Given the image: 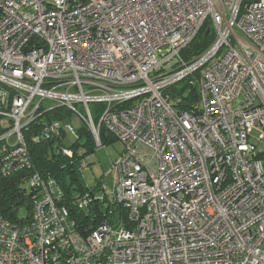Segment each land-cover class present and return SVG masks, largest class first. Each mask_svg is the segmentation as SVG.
I'll return each mask as SVG.
<instances>
[{
    "label": "built area",
    "instance_id": "1",
    "mask_svg": "<svg viewBox=\"0 0 264 264\" xmlns=\"http://www.w3.org/2000/svg\"><path fill=\"white\" fill-rule=\"evenodd\" d=\"M51 107L70 118L39 123ZM30 127L71 160L80 129L120 141L116 219L79 224ZM21 173L30 222L0 214V264H264V0H0V177Z\"/></svg>",
    "mask_w": 264,
    "mask_h": 264
},
{
    "label": "trees",
    "instance_id": "2",
    "mask_svg": "<svg viewBox=\"0 0 264 264\" xmlns=\"http://www.w3.org/2000/svg\"><path fill=\"white\" fill-rule=\"evenodd\" d=\"M209 30L208 34L206 31ZM213 33L210 27L205 25L203 29L196 35L193 41L181 52V56L186 61H190L202 51H204L209 44L212 42ZM187 81L179 83L182 86L179 93H182L187 89ZM178 85V86H179ZM178 86L171 87L172 92H178ZM195 92L191 90V93ZM187 102H182V108L188 110ZM70 118V113L60 107H51L48 111H45L39 118L38 122L51 121L54 119ZM25 132V136L28 142L29 157L34 170L41 174H47L53 176L59 185L61 186L64 193L65 203L71 207V212L76 217L79 224H89L92 227L97 226L102 222V219L106 218L103 215V205L99 201H94L92 209L88 217L92 216V221L87 220V214L85 211H77L72 208L73 200L78 195L88 191L83 183V179L80 176L79 160L86 156H89L95 152V146L90 134L80 129V141L81 146L84 145L85 151L79 156L75 154L71 160L56 151L55 146L52 142H33L30 136L35 131ZM115 138L110 134H107L105 130L100 131V140L113 141ZM101 142V143H102ZM79 144L74 146V149L80 146ZM76 153V152H75ZM25 173L14 174L9 177H0V214L12 223L25 225L30 222L31 204L30 198L24 189L23 177ZM70 182L68 183V180ZM80 192V193H79ZM100 204V205H99ZM25 209V216H20V211ZM101 219V220H100Z\"/></svg>",
    "mask_w": 264,
    "mask_h": 264
},
{
    "label": "rangeland",
    "instance_id": "3",
    "mask_svg": "<svg viewBox=\"0 0 264 264\" xmlns=\"http://www.w3.org/2000/svg\"><path fill=\"white\" fill-rule=\"evenodd\" d=\"M51 106L55 105L51 104ZM72 124L78 128L81 122L78 117H73ZM81 150L85 151V148ZM122 150L123 146L117 139L104 141L102 146L90 155L86 167L80 171L85 187L88 191H92L94 197L102 203L103 215L108 220H114L118 216L119 206L110 201H112V194L118 183V171L113 164ZM20 216H25V209L20 211ZM104 220L105 218L102 219Z\"/></svg>",
    "mask_w": 264,
    "mask_h": 264
},
{
    "label": "water",
    "instance_id": "4",
    "mask_svg": "<svg viewBox=\"0 0 264 264\" xmlns=\"http://www.w3.org/2000/svg\"><path fill=\"white\" fill-rule=\"evenodd\" d=\"M208 32H209V31L207 30V31H206V34H208Z\"/></svg>",
    "mask_w": 264,
    "mask_h": 264
}]
</instances>
